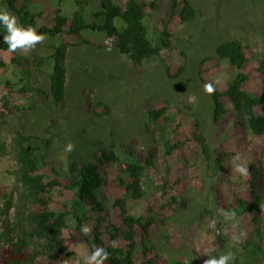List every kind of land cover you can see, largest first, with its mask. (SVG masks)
<instances>
[{
    "label": "rangeland",
    "instance_id": "1",
    "mask_svg": "<svg viewBox=\"0 0 264 264\" xmlns=\"http://www.w3.org/2000/svg\"><path fill=\"white\" fill-rule=\"evenodd\" d=\"M124 1L115 0V3ZM191 2L199 11L194 21L183 24L177 19L169 23L175 34L174 50L164 48L161 56L150 58L142 66L119 52L116 46L109 48V37L92 29L66 37H46L29 53L18 51L30 61L35 87L48 93L49 74L53 70L49 56L55 51L54 45L67 43V92L61 105L54 104L52 96L47 98L45 93L21 96L22 107L35 105L36 108L5 118L0 128V143L7 145L6 149L0 147L1 197L11 195L15 187L12 174L17 167L12 148L15 131L51 137L50 159L62 168H66L70 158L94 161L99 155L98 142L106 146L117 144L119 148L135 143L139 155L158 147L162 154L161 145L156 143L157 133L148 132L146 123L153 106L170 101L168 135L188 141L180 152L188 151L191 161L183 168L179 155L159 157L158 168L149 170L146 181V186L154 190L150 189L141 200L131 199L130 210L135 216L160 213L165 219V224L160 223L151 230L157 251L164 258L178 259L184 264H204L208 256L218 257L231 251L234 259L230 264H247L243 255L247 250L241 242H248L258 228L254 213L236 214L229 221L219 213L221 209L230 211L236 196L250 197L249 177L235 172L232 162L236 155H240L248 169L258 160L264 162V135L256 136L246 128V114L238 112L228 99H225L228 113L220 123L215 122L212 96L204 93L200 72L202 67L209 82L219 79L216 85L221 91L228 88L238 70L228 60L218 59L216 49L231 40H240L248 47L251 65L244 71L253 69L258 56L264 53V0ZM0 8H7L18 18L8 8L7 0H0ZM30 9L38 15L39 27L52 26L59 10L70 18L79 12L89 23L104 21L103 16L96 14L102 11L100 0H34ZM167 10L164 5L151 14L150 38L155 46L161 45ZM116 25L122 30L123 19L117 18ZM13 56L0 48V61L8 64L0 68V97L6 92V80L10 77L18 80L15 75L22 70L21 66L11 63ZM182 65L185 70L180 74ZM167 68L172 77L167 74ZM261 87L259 77L249 85L253 91ZM190 98L194 99L190 101ZM197 123L208 144L209 155L195 138ZM69 143L74 146L71 152L65 151ZM168 164L172 168L171 176L181 178L186 184L189 200L186 209L173 202L175 189L164 193L156 188L163 184ZM104 192L109 201L120 195L114 185L106 187ZM71 196L58 191L54 206L59 208ZM109 209L112 221L119 224L120 219L110 204ZM15 211V208L11 211L12 218ZM233 236L239 237L238 242L233 241ZM120 243L126 244L124 240ZM70 251L72 255L66 264H83L84 255L92 250L87 242L79 241L71 244ZM54 264L65 262L58 259Z\"/></svg>",
    "mask_w": 264,
    "mask_h": 264
},
{
    "label": "trees",
    "instance_id": "2",
    "mask_svg": "<svg viewBox=\"0 0 264 264\" xmlns=\"http://www.w3.org/2000/svg\"><path fill=\"white\" fill-rule=\"evenodd\" d=\"M33 1L7 0L8 8L17 14L20 25H31L39 34L52 38L79 34L85 29L103 32L109 38L118 37L115 45L120 52L140 66L154 56H161L164 48L174 50L175 34L169 23L178 19L187 24L194 21L199 13L191 0H125L118 4L115 0H100L102 11L96 14L104 17L102 23H89L79 12L70 18L59 10L52 26L39 27L38 15L30 9ZM164 5L168 8V19L161 32V45L155 46L150 38V17ZM117 18L124 21L122 30L116 25ZM6 34V29L0 24V48L4 51L8 48L4 41ZM54 48L55 51L49 56L53 70L49 74L48 93L35 87L29 59L19 52L12 53L14 56L11 63L21 66L22 70L15 75L18 80L10 77L4 83L6 92L0 97V128L5 124V118L36 108L35 105L22 107L21 96L45 93L47 98L52 96L54 104H64L67 92L68 44L54 45ZM216 57L228 60L238 73L225 91H221L216 85V92L211 95L215 122L220 123L228 113L225 102L228 99L238 112L246 114L244 126L256 136L264 135V53L258 56L256 65L250 72L244 71L251 65L248 47L240 40L220 44L216 49ZM44 61L41 60L40 63ZM7 65L0 61V68H6ZM184 70L185 66L182 65L179 73L182 74ZM200 73L203 84L209 83L202 67ZM167 74L173 76L169 68ZM258 77L261 89L250 90V83ZM170 105V101H166L163 105L153 106L146 123L148 132L157 133L156 143L161 145L162 154L158 147L149 149L146 155H139L135 143L119 148L117 144L106 146L103 142H98L99 155L94 161L70 158L66 168H62L50 159L53 148L51 137L29 134L24 130L15 131L12 142L17 163L12 173L15 176V187L11 195L0 196V264H54L58 259L69 262L72 255L71 244L79 241L87 242L91 250L96 246L105 248L109 253L107 264H184L178 259L164 258L157 251L151 230L153 226L165 224L160 213L135 216L130 210L131 199L141 200L150 189L154 190L146 186V181L149 170L158 168L159 157L179 155L183 168H187L191 161L188 151L180 152L188 141L168 135ZM106 108L110 110L107 105ZM194 135L205 154L209 155V147L200 134L199 123L196 124ZM0 147L6 149L7 145L0 143ZM171 169L168 164L163 184L156 188L164 193L168 189H175L177 193L173 202L186 209L189 204L186 184L181 178L174 179ZM248 177L252 188L250 197L246 199L236 196L229 208L238 215L254 213L258 228L248 242L241 244L247 250L243 253L247 264H258L264 261L262 160L250 165ZM110 185H114L120 194L111 201L104 192ZM58 191L72 195L59 208L54 206ZM109 204L116 211L119 224L112 221ZM13 208L16 210L14 218L11 217ZM82 225L91 229L89 235L82 234ZM66 231L69 236H66ZM122 240L125 245L120 243ZM113 241L116 242V247H112Z\"/></svg>",
    "mask_w": 264,
    "mask_h": 264
},
{
    "label": "clouds",
    "instance_id": "3",
    "mask_svg": "<svg viewBox=\"0 0 264 264\" xmlns=\"http://www.w3.org/2000/svg\"><path fill=\"white\" fill-rule=\"evenodd\" d=\"M0 24L6 29V35H4V41L7 44V51L9 53L23 52L25 54L32 51L37 44L42 43L46 37L43 34H39L37 30L28 25L27 27L22 26L18 22V18L12 14L7 8L0 9ZM220 81L217 79L215 83H205L203 91L205 94L212 95L216 92V84ZM191 99L194 98H190ZM74 146L69 143L66 146L65 151H73ZM233 170L243 176H248L249 169L246 164L242 161L240 155H236L233 158ZM225 221L234 220L236 213L234 211L220 210L219 213ZM81 232L87 236L90 234L91 229L87 226H81ZM233 241L238 242L239 237L233 236ZM112 247H116V242L113 241ZM109 258V253L105 248L96 246L93 248L90 254H85L83 258V264H105ZM234 259L231 251L217 256H208V259L204 261V264H230V261ZM66 264V262H65Z\"/></svg>",
    "mask_w": 264,
    "mask_h": 264
},
{
    "label": "built area",
    "instance_id": "4",
    "mask_svg": "<svg viewBox=\"0 0 264 264\" xmlns=\"http://www.w3.org/2000/svg\"><path fill=\"white\" fill-rule=\"evenodd\" d=\"M108 43V47L112 48L115 45V41L114 38H109V40L107 41Z\"/></svg>",
    "mask_w": 264,
    "mask_h": 264
},
{
    "label": "crops",
    "instance_id": "5",
    "mask_svg": "<svg viewBox=\"0 0 264 264\" xmlns=\"http://www.w3.org/2000/svg\"><path fill=\"white\" fill-rule=\"evenodd\" d=\"M114 46H116V45H114ZM117 47V46H116ZM118 49V48H117ZM119 50V49H118ZM119 52H120V50H119ZM124 55V54H123Z\"/></svg>",
    "mask_w": 264,
    "mask_h": 264
}]
</instances>
